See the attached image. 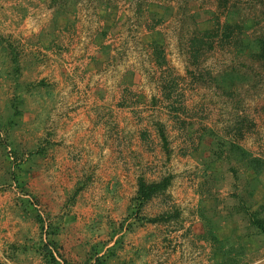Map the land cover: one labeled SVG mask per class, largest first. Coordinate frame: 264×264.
<instances>
[{
  "label": "rangeland",
  "instance_id": "374dc122",
  "mask_svg": "<svg viewBox=\"0 0 264 264\" xmlns=\"http://www.w3.org/2000/svg\"><path fill=\"white\" fill-rule=\"evenodd\" d=\"M218 2L0 0V264H44L38 215L73 264H264V173L229 153L264 161V64L197 42ZM229 7L264 35V0ZM167 176L142 215L178 216L141 225Z\"/></svg>",
  "mask_w": 264,
  "mask_h": 264
},
{
  "label": "trees",
  "instance_id": "16d2710c",
  "mask_svg": "<svg viewBox=\"0 0 264 264\" xmlns=\"http://www.w3.org/2000/svg\"><path fill=\"white\" fill-rule=\"evenodd\" d=\"M230 0H219L217 12L213 13L214 25L207 30L199 32L197 42L200 44H206L213 47L216 41H232L235 47H238V53L244 55H251L255 58L256 62L264 64V35L257 36L253 34V30L260 24L256 18L242 19L240 11L236 7H229ZM234 78L231 75H223L220 77V82L224 85L233 82ZM161 138L164 144H167L165 133L161 131ZM222 154L225 155L223 151ZM229 153L237 155L238 161L244 163L246 167L251 168L256 172V181L259 184V177L264 173V161L260 158L253 157L247 153L241 146L232 144L230 145ZM221 156L222 154L219 153ZM17 179L19 178V172L15 174ZM172 177L167 176L159 181L148 182L145 178L140 177L138 179V188L135 197L132 199V203L135 209L133 214L134 220L141 225L146 223L158 224L170 222L174 216H178V213L171 215L170 213H164L156 217H147L142 215V211L145 206L155 198L165 194L172 184ZM79 190L77 191V193ZM36 221L39 224L40 231L42 233L41 242L38 244L39 255L41 256L44 264H73L63 258L59 252V245L56 241L51 239L57 233V227L49 224L45 226V221L38 215ZM256 224L261 232L264 234V220L257 218ZM46 235V241L43 237ZM119 239L116 241L118 245ZM115 245V246H116ZM115 247L109 249V253L112 257L115 256ZM92 264H108V256L96 255Z\"/></svg>",
  "mask_w": 264,
  "mask_h": 264
}]
</instances>
